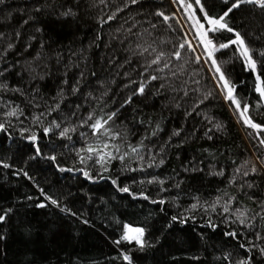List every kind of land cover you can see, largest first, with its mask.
<instances>
[{
	"label": "trees",
	"instance_id": "obj_1",
	"mask_svg": "<svg viewBox=\"0 0 264 264\" xmlns=\"http://www.w3.org/2000/svg\"><path fill=\"white\" fill-rule=\"evenodd\" d=\"M232 2L201 0L213 17ZM176 12L195 34L179 0L0 3V264H264V131L244 123L216 71L264 125V8L241 4L225 17L232 32L209 33L218 46L238 32L256 72L236 45L210 58L199 43L206 63L197 60ZM113 112L118 139L94 136L89 125ZM97 141L123 161L89 159L81 149ZM125 226L144 229L143 247L122 239Z\"/></svg>",
	"mask_w": 264,
	"mask_h": 264
},
{
	"label": "snow or ice",
	"instance_id": "obj_2",
	"mask_svg": "<svg viewBox=\"0 0 264 264\" xmlns=\"http://www.w3.org/2000/svg\"><path fill=\"white\" fill-rule=\"evenodd\" d=\"M2 2H3V0H0V3H2ZM101 2H103V0H101ZM136 2H137V0H132V3H136ZM174 2H177V0H174ZM179 2H181L183 4V0H179ZM225 2L227 3L228 0H225ZM195 3L197 5H200L199 10H200V12L203 13V20L206 21L207 25L209 26L206 28L205 24L201 23V21L199 19H194V24L197 26V34L199 36L201 43L204 45L205 49L207 50L208 56L211 58L213 56L214 51H216L218 49L228 48L230 46V44L236 45L238 50H239L240 56L243 57L245 60L246 66L251 71L256 72L257 71V62L253 58L252 52L249 49V47L246 45L245 40L241 37V35L238 32L235 33V39L231 40L230 44L229 43H222V44H219L218 47L214 44L213 39L209 37V33H215L216 31H218L220 29H226L227 31L232 32L233 30L228 26V24L225 20V17H227L229 15V13L232 12L233 9L239 8L241 4H245V3L258 4L261 8H264V0H233L231 7H229L227 9V11L224 12V14L219 16V17L210 16L208 14V12L205 11L204 6L201 4V0H195ZM184 6L188 9H190L192 7L191 4H186ZM37 10H39V9H37ZM65 15H67V13H65ZM157 15L163 16L165 21H167L169 19V17L164 16L163 13L158 12ZM114 16H115V13L113 14V16H110L109 19H113ZM179 47L181 49H183L185 47V45L182 43L179 45ZM189 47H191V46H189ZM144 51H148V49L145 48ZM153 51H155V49H153ZM164 55L165 54L163 52L158 53L155 56V58L151 60L149 67H151V65H159L161 63V60L164 58ZM259 55L264 56V52H260ZM174 56L177 60H179L181 58V54L179 51L175 52ZM197 60H199V57H197ZM212 63L215 65L216 61L213 59ZM166 67H168L167 64H165L164 67L158 68L157 70L163 72L164 68H166ZM216 71L220 74L219 78L221 81H223L224 88L227 90L226 99L231 100L232 103H234L236 105V108L238 110H240V116L243 118L244 123L247 126L251 127L252 129L257 130L258 132L264 131V125H260V124L253 122L252 119L246 115V113L248 112L247 106H245L241 110L240 103L235 99V97L233 95V93L235 91L234 87L230 85V82L228 81V79L225 77L224 73L220 70V68L218 66L216 67ZM0 75H2V73H0ZM158 78L159 77H157L155 75L151 76V80H153V81L157 80ZM256 81H257L256 91L259 93L261 98H264V80H262L261 76L258 74L256 76ZM6 88H7L6 84H0V89H6ZM144 88H145V85L143 83H141V85L138 89L139 94H143ZM76 90H78V89H74V91H76ZM57 107H58V105H57ZM17 111H18L17 109H13L7 113V116L8 117L16 116ZM115 115H116V113L113 112V113L108 115L107 119L98 118V119L94 120V122L89 125V127L92 130V134L94 136H97V137L102 135V136H105L111 140L118 139L119 134L112 132V130L107 127L109 121H111L115 117ZM92 118L93 117L90 114L88 116V120H92ZM37 120H39V117H37ZM56 127H59V125L57 124ZM217 127H219V126L217 125ZM3 131H6L5 125L3 123H0V132H3ZM44 131H45V134H47L50 131V129L45 128ZM68 131H69L68 129L63 130L61 132V135L62 136L67 135ZM82 135H84V134H82ZM31 139L33 141H35L36 136L33 135L31 137ZM260 143H261V145H264V139H261ZM112 147L114 148V150L117 153H119V150H120L119 145H112ZM107 148H109V144L107 142L103 143V146L101 147L100 142L97 141V143L95 145L89 144L87 146V148L81 149V151L88 152L90 154L88 157L89 159L92 158V154H95L99 161H104L106 156L110 159L119 158L121 161H123L124 156L116 157V156H113L112 152H104V149H107ZM131 151L133 153H136L138 151V149L133 147V148H131ZM37 152H39V149H37ZM101 153H103V154H101ZM52 159H55V157H52ZM83 160H84V157L82 156L81 161L83 162ZM162 162L163 161H161V163ZM3 167L7 168V167H9V165L4 164ZM61 171H64V169H61ZM237 171H239V169H237ZM251 171L255 172L256 171L255 167H253L251 169ZM244 174L247 175L248 173L245 172ZM85 175L87 176V173H85ZM113 183H115V181H113ZM122 191L128 192L129 189L123 188ZM145 198H147V197H145ZM46 199H47V197H46ZM51 203L55 205V204H57V201L51 200ZM161 203H163V201H161ZM217 203H218V201H217ZM37 206L41 207V208L45 207V205L43 203H41ZM196 208H197V205H195V204L192 205L193 210ZM213 210H215V205H213ZM228 211H229V207L226 205L224 207V212H228ZM6 215H7V211H5L3 214H0V222H3L5 220ZM237 218L240 220L241 224H244L246 217H245V214L243 212H237ZM173 219H176V217H173ZM131 233H135V235H130ZM143 234H144V229H142V228H130L128 226H125V234L122 237V239L128 240V241L135 240L137 244H139L141 247H143V242H142ZM227 235L235 237L236 233L230 232V233H227ZM117 243H119V241H117ZM241 247H243V245H241ZM124 259L129 260V264H131L129 257L125 256ZM238 264H248V261H239Z\"/></svg>",
	"mask_w": 264,
	"mask_h": 264
},
{
	"label": "rangeland",
	"instance_id": "obj_3",
	"mask_svg": "<svg viewBox=\"0 0 264 264\" xmlns=\"http://www.w3.org/2000/svg\"><path fill=\"white\" fill-rule=\"evenodd\" d=\"M183 4L186 5V4H189V3L184 2ZM191 5H192V4H191ZM184 9L186 10V12H188L189 16L191 17L192 24H193V26H194V28H195V31H194L195 34H193V33H191V32L188 31V29L186 28V25H185V23L183 22V20H182V18H181V16H180L179 13L176 12L175 16H176V18L179 20L181 26H183V28H184L185 37L187 38V41H188V43H189V46H191L190 48L195 52L196 56L199 57V59H201L204 63H206V62H205V58H204L205 56L202 54V52L200 51V48H199V43H200V44H202V43H201V41H200V39H199V36H198V34H197V26L194 24V19H198V17L196 16V14H194L193 5H192V7H191L190 9H188V8H186V7L184 6ZM206 25H207V22H206V24H205V27H206ZM207 26H208V25H207ZM206 28H207V27H206ZM197 38H198L199 40H197ZM202 45H203V44H202ZM203 47H204V45H203ZM217 47H218V46H217ZM204 48H205V47H204ZM205 50H206V49H205ZM206 52H207V50H206ZM207 53H208V52H207ZM208 69H209V68H208ZM209 71H210V69H209ZM210 73H211V71H210ZM211 74H212V73H211ZM221 84H222V87L224 88L223 81H221ZM224 90L227 92V90H226L225 88H224ZM124 234H125V231H124ZM131 241H135V240H131Z\"/></svg>",
	"mask_w": 264,
	"mask_h": 264
},
{
	"label": "bare ground",
	"instance_id": "obj_4",
	"mask_svg": "<svg viewBox=\"0 0 264 264\" xmlns=\"http://www.w3.org/2000/svg\"><path fill=\"white\" fill-rule=\"evenodd\" d=\"M130 235H135V233H131Z\"/></svg>",
	"mask_w": 264,
	"mask_h": 264
}]
</instances>
